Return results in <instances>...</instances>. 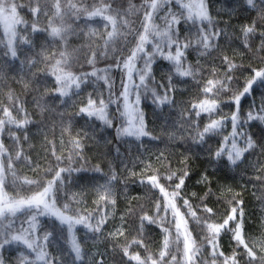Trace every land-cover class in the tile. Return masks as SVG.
<instances>
[{"label": "trees", "instance_id": "obj_1", "mask_svg": "<svg viewBox=\"0 0 264 264\" xmlns=\"http://www.w3.org/2000/svg\"><path fill=\"white\" fill-rule=\"evenodd\" d=\"M18 5L17 13L25 22L16 26V40L14 46L18 52V59L10 60L3 55L7 49L8 37L0 25V119L7 120L3 108H9L12 117L17 121L27 120L28 123L17 128L15 125H5V130L0 133V142L8 149V155L15 156L16 151L21 152V160L14 161L13 168L18 177L19 188L11 185L12 176L7 174L5 191L10 196L20 198L32 193L26 189L28 185L21 182L24 179L46 183L53 177L48 172L49 166L56 168L55 155L60 156L62 163L59 167L79 169L71 173H62L64 184L56 196V206L63 210V205L68 204L71 211L68 215L92 214L90 223L96 224L97 220L104 218L100 232H90L83 225H76L73 235L80 244L85 255L83 262L76 264H92L93 259L100 260L103 254V264H136L128 262L123 257V248L129 247L130 254L139 253L141 258L151 254L154 259L159 258L163 250V242L167 235L170 241H175L174 218L171 210H163V198L158 189H151L146 183H141L150 175H158L160 183L167 191L174 189L178 177L185 172V184L181 195L175 201L177 208L188 221V228L201 248V255L197 264H211V246L205 237L207 232L201 231L197 219L209 218V222L222 223L227 218L232 207L242 209V228L246 241L258 242L255 247L257 256L264 255V122L251 121L244 123L247 114L264 115L260 110L264 108V87L253 86L250 94L241 99L239 119L242 127L237 131L244 135L236 138L237 146L246 147L244 136H251L255 147L248 149L237 165L227 163L226 156L217 158L216 151L222 147L231 146V115L236 111L232 102L234 95L243 90L247 79L251 78V69L264 67V50L261 49L260 33L264 32V16L252 8H248L245 0H205L211 25L203 22V27L209 32L220 31L221 35L215 40L212 47L205 50L195 45L187 49L186 66L191 65L196 70V75L181 77L175 74L172 64L156 54L151 66L148 79V91H142L140 111L144 116L145 131L148 136L121 137L117 130L124 124L126 118L121 116L123 105L112 103L107 108L108 119L112 121L109 127L95 117L77 115L81 107L87 105L91 99H105L110 95L109 88L114 94L112 99L123 90L122 82L126 80V71L121 63L117 62L127 58L130 50L138 42V36L143 33L142 21L147 8L145 0H71L78 8L88 11L96 7H104L111 3L118 9L117 27L120 35L104 45L107 32V21L100 17L86 18V12L81 14L78 21L71 22L75 34H69L67 41L54 39L48 35L49 19L52 18L54 9L48 0V15L33 16L30 8L34 7L33 0H14ZM187 2V0H181ZM68 0H61L62 12L67 7ZM151 3V0H148ZM247 8V10H246ZM169 9L176 14L186 12L172 0L165 4L155 15V23L160 30L166 27L163 17ZM106 14H112L108 12ZM67 19V18H66ZM57 25L59 20L54 21ZM45 31L32 32L31 26ZM198 25L200 22H197ZM179 32L181 38L191 30L195 36V28L191 22L181 20ZM253 27L255 30L245 40L243 29ZM27 38L30 43H22ZM150 39H155L150 37ZM173 52L175 49H172ZM70 52L69 69L74 75L81 76L97 72V76H107L108 83L103 79L87 75L86 82L79 89L74 86L69 90L67 97H60L56 92L58 87L55 76L51 75L52 67L59 52ZM145 51L151 53L153 45H145ZM167 49H165V52ZM96 53L94 63H87ZM143 55V54H141ZM228 58L236 67L229 72ZM143 62L138 60L136 68L141 69ZM47 73V74H46ZM228 75L234 79L227 82V87L221 92L218 103L219 110L212 116L213 119L225 118L220 134L206 136L203 143L196 141L197 130L202 131L204 125L210 122L208 114L195 117L192 105L203 99H211L213 94L205 96L202 89L207 80L226 81ZM169 77L171 80L169 81ZM135 83L139 82L138 76L133 74ZM238 81V82H237ZM171 87V91H169ZM158 95L168 94L169 103H153L151 92ZM11 94V99L9 98ZM120 108V111L117 108ZM22 109V110H21ZM188 121L192 123L189 124ZM228 136L229 142L224 144V137ZM15 138V139H14ZM78 140L81 148L79 155L73 156L69 161L67 157L75 151L73 141ZM7 159V157H3ZM99 169L96 172L95 169ZM175 173L173 180L166 178ZM113 174L117 177L112 181V200H99L96 186L103 184ZM33 189L35 185L31 186ZM187 199L191 209L184 206ZM237 201L242 203L237 204ZM160 202L158 212L156 205ZM211 208L212 214L204 211V206ZM194 211L196 219L189 213ZM147 215L155 220L149 224L141 217ZM20 216V214H18ZM15 219V218H12ZM25 217L20 216L15 221L14 228L21 226L28 228ZM56 231L48 243V252L59 255L62 250L65 260L71 264L72 256L69 243L67 226L61 230L55 218L37 217L35 235L41 240L45 232ZM167 228L166 233L164 229ZM229 228H235V222H230ZM123 232V235H119ZM113 233L117 235L113 236ZM142 240L144 247L132 243ZM182 250V244L179 245ZM177 245L170 244L169 255L161 264H182V251L176 250ZM147 249V251L145 250ZM236 249V242L232 239L231 231H222L218 238V250L231 255ZM242 253V249H236ZM19 249L8 246L0 250L4 264H19L17 259ZM176 255L177 260H171ZM223 258H217L216 264H222ZM243 264V262H241Z\"/></svg>", "mask_w": 264, "mask_h": 264}, {"label": "snow or ice", "instance_id": "obj_2", "mask_svg": "<svg viewBox=\"0 0 264 264\" xmlns=\"http://www.w3.org/2000/svg\"><path fill=\"white\" fill-rule=\"evenodd\" d=\"M35 4L34 7L30 8L32 15L35 17L37 15H48L49 3L48 0H33ZM172 3V0H145L144 7L147 11L144 13V19L142 21L143 33L138 36V42L135 47L130 50L129 55L123 61L117 62L116 67H120L121 63L123 69L126 71V80L122 82V91L116 96L115 100L112 99L114 95L109 88V97L107 102L105 99H99V105L97 106V100L89 99L85 107H81L77 115H85L88 118L95 117L97 120L103 121V123L109 127L112 126V121L108 119L107 108L112 103H117L118 105L122 103L123 110L121 111V116L125 117L126 120L124 124L117 130V135L121 137H135L139 139L143 136H148L149 133L145 131L144 116L140 111L139 105L141 103L142 89L146 93L148 91V79L151 73V66L156 54L162 56L163 59L169 61L174 70L175 74L181 77H191L196 75V70L191 66H186V53L187 49L193 47V41L198 47H202L207 50L213 46L215 40L221 35L220 31L209 32L204 28L203 22L208 21L211 25V20L207 12L205 5V0H187V2H181V0H176V3L180 5L182 9L186 12L176 14L170 9L168 14L163 17L166 27L160 30L155 23V15L165 4ZM245 4L248 8H252L264 16V0H245ZM18 5L14 0H0V25L3 26L4 34L8 37L7 51L3 53L4 56L9 57L10 60L18 59V52L14 46L16 40L17 32L16 26L18 24L25 23L17 13ZM51 8L54 9L52 18L49 19V29L48 35L54 39H59L66 42L69 34H75L72 30V23L78 21L81 18V14L86 12V18L92 19L95 17H100L107 21L105 27L107 28L111 25V31L107 32V38L104 40V45L108 46L110 42H113L118 35H120L117 27V16L120 15L118 9L113 8L111 3H107L104 7H96L94 10L88 11L86 8H78L77 4L71 3L68 0L67 7L62 12L61 0H54L51 4ZM247 10V8H246ZM111 12L112 14H106ZM67 18V19H66ZM59 20L57 25L54 21ZM185 23L191 22L192 26L195 28V36H193L191 30L189 34L185 35L183 38L180 36L179 25L181 20ZM197 22H200L199 25ZM32 32L45 31L37 27L34 23L31 26ZM253 27H245L243 29V34L245 40L248 39L250 33L254 32ZM261 36V49L264 50V32L260 33ZM154 37L155 39H150ZM22 43L28 44L30 41L27 38L22 39ZM151 43L153 45V51L148 53L145 51V45ZM175 49L173 52L172 49ZM165 49L167 51L165 52ZM143 54V55H141ZM71 53L67 51H60V59L55 61L52 67L51 75L55 76V81L58 85L56 92L60 97H67L69 95V90L74 86L79 89L82 83L86 82V76L91 75L97 77L98 79L105 80L108 83L107 76H97V72L93 71L90 74H85L81 76L74 75L69 69L71 64L69 60L71 58ZM93 58L88 59L87 63L93 64L96 53L92 54ZM138 60L143 62V67L141 69L136 68V63ZM224 61L228 64V71L231 72L236 65L228 61L227 57H224ZM252 76L247 79L243 90L239 92L238 95H234L233 103L236 105V111L231 115L232 133H231V146L220 147L215 156L220 158L226 156L227 163L231 165H237L245 152L248 149L254 148L255 144L251 136H244V141L246 147L240 148L237 146L236 138L243 136L242 132H238V126L242 127L239 119V109L240 102L243 97L250 94L253 90L254 85L264 87V67L256 69H251ZM4 72V68L0 67V73ZM138 76L139 82L135 83L133 80V74ZM47 74V73H46ZM234 79L232 75H228L225 82L221 80H207L206 84L203 86V93L205 96L213 94L211 99H203L199 103L192 105L195 117L199 118L202 114H208L210 122L204 125L203 130L196 132V141L203 143L206 136L218 135L220 130L224 126L225 118L213 119L212 116L216 114L219 110L218 99L222 91L227 87V82ZM171 77H169V81ZM238 82V81H237ZM171 91V87H169ZM153 97V103L162 105L169 103L168 94L165 93L163 96L158 95L155 91L151 92ZM11 99V94H9ZM22 110V109H21ZM120 111V108H117ZM264 112V108L260 110ZM3 113L7 117V120L0 119V133L5 130V125H15L17 128L24 127L28 121L21 120L17 121L12 117L9 108H3ZM251 121L264 122V115H254L252 112L247 114V119L244 123ZM191 124V121H188ZM15 139V138H14ZM229 137H224V144L227 145L229 142ZM73 146L75 151L72 155L67 157L69 161L72 160L73 156L79 155V149L81 145L78 140H74ZM53 156H55L56 168L49 166L48 172H52L53 177L51 180H47L46 183H41L39 181L24 179L21 183L23 185H28L26 189L32 194L20 198L10 196L9 192L5 191L7 187L5 181L7 179V174H11L12 181L11 185L14 188H19L20 185L17 184L18 177L16 176L15 170L13 168L14 161L21 160V152L16 151L15 156L8 155V149L4 147L3 143L0 142V250H4L8 246H16L19 249V255L17 257L19 264H68L65 260V255L62 250L59 255L53 256L48 252V243L50 238L53 236V232L56 231L57 226L54 224L52 226L53 231L45 232L42 240L35 235L37 217L43 216L47 218H55L59 222L61 230L63 226H67V231L69 234V243L71 247L72 256L71 264H76V262H83L85 255L82 252L80 244L77 242L73 235V230L76 225H83L90 232H100L101 226L104 223V218L96 221L93 225L90 223L92 219V214L80 215L78 212L75 215H68L67 213L71 211L68 204L63 205V210L56 206V196L62 189L64 184V178L62 173H71L72 171H78L79 169H73L71 167H59L63 162L60 156L55 155L53 151ZM7 157V159H3ZM96 172L100 170L95 169ZM188 175L185 172L182 176L178 177V183H175L174 189L169 192L166 190L164 185L160 183V177L158 175H150L147 177L146 181L142 180L141 183H146L151 189H158L159 193L163 198V210L165 213L171 210L172 216L174 218L175 227V241H170L168 236H165L163 242V250L159 254L158 259H154L151 254L147 255L145 258H141L139 253L130 254L129 247L123 248V257H127L128 262L135 261L136 264H161L165 257L169 255L170 244L177 245L176 250L182 251L181 261L182 264H197V260L201 255V248L197 246L196 240L192 236V231L188 228V221L180 213L176 206V199L181 195V189L185 184V177ZM176 176L175 173L169 175L166 179L171 181ZM117 177L113 174L105 183L96 186V191L101 201L112 200V181H115ZM35 185L33 189L31 186ZM242 202L237 201V204ZM184 206L191 209V205L187 199L184 200ZM157 211L161 209L160 202L156 205ZM204 211L208 214H212V209L204 206ZM25 217V223L29 225L28 228L21 226L19 229H15V221L20 218V216ZM194 219H196V213L190 211L189 213ZM238 220V208L232 207L227 218L223 220L222 223H212L209 222V218H205L203 222L197 219V224L201 225V231L207 232L205 237L207 244L211 246V264H216L217 258H223L222 264H264V255L257 256V252L254 250L258 242L248 240L246 241L243 228H242V209L239 211ZM15 218V219H12ZM141 228L143 227V221H148L149 224L155 223L152 217L147 215L141 217ZM230 222H235V228H229ZM164 231L167 233L168 229L165 228ZM222 231H231L232 239L236 242V249H242L243 252L240 253L236 249L233 250L231 255H225L224 252L218 250V238ZM119 235H123V232H119ZM113 236L117 233H113ZM132 243L144 247L142 240H134ZM182 244V250L179 245ZM264 249V244L261 245ZM147 251V249H145ZM101 259H93L92 264H103V254H100ZM172 261H176V255L171 256ZM0 264H4L3 257L0 256ZM203 264V261H200Z\"/></svg>", "mask_w": 264, "mask_h": 264}]
</instances>
